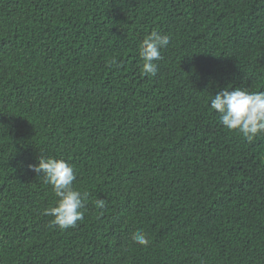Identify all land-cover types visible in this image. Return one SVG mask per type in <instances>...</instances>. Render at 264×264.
Listing matches in <instances>:
<instances>
[{
	"label": "trees",
	"instance_id": "16d2710c",
	"mask_svg": "<svg viewBox=\"0 0 264 264\" xmlns=\"http://www.w3.org/2000/svg\"><path fill=\"white\" fill-rule=\"evenodd\" d=\"M227 86L264 92V0H0V264H264V135L222 126ZM40 156L88 193L74 228Z\"/></svg>",
	"mask_w": 264,
	"mask_h": 264
},
{
	"label": "clouds",
	"instance_id": "9594fccd",
	"mask_svg": "<svg viewBox=\"0 0 264 264\" xmlns=\"http://www.w3.org/2000/svg\"><path fill=\"white\" fill-rule=\"evenodd\" d=\"M170 43L168 35L153 32L143 40L139 48L142 60V73L155 76L158 66L155 61L161 59V49ZM210 108L219 114L222 126L230 132H238L248 142L264 135V92H251L247 88L228 86L219 90L211 100ZM29 168L44 177L58 198L55 206L44 209V215L53 217V227L67 230L77 226L83 220L85 201L88 193L74 188L76 173L74 168L63 159L39 157L37 165ZM105 201L96 200V207L103 208ZM132 240L141 246H147L149 239L142 231L133 233Z\"/></svg>",
	"mask_w": 264,
	"mask_h": 264
}]
</instances>
